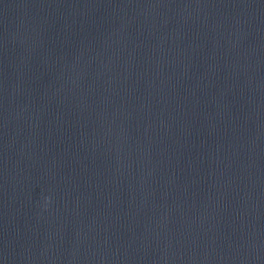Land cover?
<instances>
[{
  "label": "water",
  "instance_id": "1",
  "mask_svg": "<svg viewBox=\"0 0 264 264\" xmlns=\"http://www.w3.org/2000/svg\"><path fill=\"white\" fill-rule=\"evenodd\" d=\"M0 264H264V0H0Z\"/></svg>",
  "mask_w": 264,
  "mask_h": 264
}]
</instances>
